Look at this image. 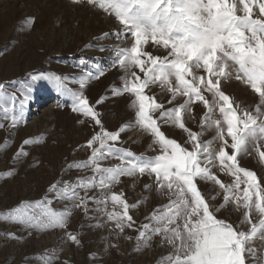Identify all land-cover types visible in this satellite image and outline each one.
I'll return each mask as SVG.
<instances>
[{"label": "snow or ice", "instance_id": "1", "mask_svg": "<svg viewBox=\"0 0 264 264\" xmlns=\"http://www.w3.org/2000/svg\"><path fill=\"white\" fill-rule=\"evenodd\" d=\"M70 2L98 7L114 16L120 28L103 33L104 39L111 36L122 43L131 39L130 47L119 44L111 47L114 56L110 67L118 66L124 73L122 86L112 91L113 95H131L133 119L116 131L105 129L100 113L84 94L90 80L104 75L102 68L87 71L78 81L75 74L34 71L25 78L22 95L13 88L19 81L0 83V109L5 118L14 111L10 116L11 127L24 120V110L31 98L29 80L33 84L39 80L53 84L59 95L70 100L73 112L90 118L99 127L86 142L91 150L88 159L67 164L64 173L91 168L92 175L61 179L50 185L44 197L20 201L0 213V219L24 230L67 229L71 215L80 209L88 219H95L88 215L90 212L101 213L114 224L116 235L120 236L125 228L136 227L130 210L141 202L130 205L123 192H115L113 188L121 183L122 177L148 175L153 177L157 195L164 196L167 203L157 206L145 218L148 222L138 229V244L141 241L148 244L159 237L158 243L171 249L166 264H264V188L257 174L241 167L238 159L249 154L250 147L259 151L257 146L264 141V118H261L264 112L260 107L264 106V0ZM149 44L167 50L166 55L161 57L146 51ZM233 75L258 94L255 114L235 105L221 90V79H231ZM69 81L78 82V90L69 87ZM153 85L170 93L171 107L166 108L155 96L147 94ZM195 104H202L206 110L199 132L185 123L186 116H193ZM217 111L219 117H215ZM162 125L183 130L187 134L184 144L169 138ZM132 127L152 138V144L159 149L158 155H137L117 146L121 133ZM209 130L214 135L203 139ZM31 143L34 141H23L25 146ZM185 145H190V149ZM3 147L6 149L7 143ZM27 155L22 147L16 154V162ZM259 157L264 161V151H259ZM110 158L119 163L101 165V161ZM214 168L233 177V181L225 183ZM4 175H12V171ZM201 181L210 183L212 189L202 190ZM216 186L219 191L213 195ZM152 187L144 185L149 192ZM218 197L219 204H214ZM59 202H63L62 210L48 207ZM109 203L112 211L107 210ZM34 206L42 209L41 215L29 211ZM222 210L238 213L237 221L230 223L218 218L217 213ZM6 237L23 239L14 232H7ZM66 239L75 245L81 243L78 233L66 232ZM57 258L49 257L46 264H53Z\"/></svg>", "mask_w": 264, "mask_h": 264}, {"label": "rangeland", "instance_id": "2", "mask_svg": "<svg viewBox=\"0 0 264 264\" xmlns=\"http://www.w3.org/2000/svg\"><path fill=\"white\" fill-rule=\"evenodd\" d=\"M256 12L258 14V9ZM30 19L32 23H28ZM119 28L114 16L103 13L98 7L76 6L70 0H0V83L19 81L13 88L22 95L26 88L25 78L34 71L75 74L78 81L87 71L102 68L104 75L90 80L84 94L100 113L105 129L116 131L133 119V98L127 93L113 95L112 90L122 86L124 73L118 66L110 67L114 56L111 47L117 44L130 47L131 39L122 43L111 36L104 39L102 34ZM88 45L92 46L86 47ZM102 47L106 50H98ZM145 50L161 57L167 51L151 44ZM27 83L32 90L30 102L24 110V120L11 127L10 116L14 111L8 114L9 118H5L0 109V124L4 125L0 128V213L15 207L20 201L44 197L50 185L61 179L75 180L92 175L91 168L73 169L67 175L64 173L67 164L88 159L91 150L86 147V142L99 127L90 118L73 112L70 100L59 95L53 84L46 80L34 84L29 80ZM67 83L73 90H78V82ZM220 87L235 105L255 114L259 97L250 86L236 80L233 75L231 79L222 78ZM147 94L155 96L157 102L166 108L172 106L168 103L170 93L159 85L151 86ZM98 100L102 102L97 103ZM260 107L264 112V106ZM205 111L202 104L193 105V116L185 117L187 127L199 132ZM219 115L217 111L215 117ZM162 130L181 144L187 139V134L173 125H162ZM213 135L209 130L203 139H211ZM26 139L34 143L25 146L23 141ZM5 143L6 149L3 147ZM117 146L137 155L154 157L159 154L152 138L134 127L121 133ZM185 146L190 149V145ZM22 147L29 155L16 162V154ZM257 147L259 151H264V141ZM259 151L250 147L249 154H242L238 159L241 167L257 174L264 188V161L260 159ZM117 163L119 161L114 158L101 161L104 167ZM10 170L12 175H4ZM213 171L225 183L234 179L219 172L218 168ZM145 184L153 185L150 192L145 190ZM199 187L202 190L212 189L210 183L203 181ZM113 191H122L130 205L141 202L137 208L130 210L136 222L135 228H125L124 233L117 236L114 224L101 213L90 212L88 215L95 219H88L80 209L71 215L67 229L24 230L20 225L0 219V264H46L53 255L58 257L53 264H166L165 258L171 249L161 246L159 237H154L148 244L142 241L138 244V229L148 222L145 218L157 206L167 203L164 196L157 195L153 177H122ZM217 191L218 186L212 194ZM219 202L220 197L213 201L214 204ZM63 206V202H59L48 207L59 211ZM107 210L112 211L111 203ZM29 211L38 216L42 213V209L35 206ZM217 217L231 223L237 221L238 213L222 210ZM7 232H14L23 239H9ZM66 232L78 233L81 243L75 245L66 239Z\"/></svg>", "mask_w": 264, "mask_h": 264}]
</instances>
